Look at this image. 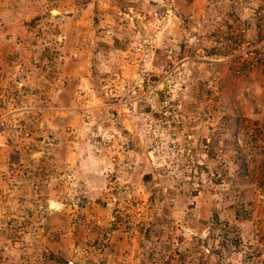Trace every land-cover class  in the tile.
Listing matches in <instances>:
<instances>
[{
  "label": "rangeland",
  "instance_id": "1",
  "mask_svg": "<svg viewBox=\"0 0 264 264\" xmlns=\"http://www.w3.org/2000/svg\"><path fill=\"white\" fill-rule=\"evenodd\" d=\"M241 1L0 0V264H264V0Z\"/></svg>",
  "mask_w": 264,
  "mask_h": 264
},
{
  "label": "trees",
  "instance_id": "2",
  "mask_svg": "<svg viewBox=\"0 0 264 264\" xmlns=\"http://www.w3.org/2000/svg\"><path fill=\"white\" fill-rule=\"evenodd\" d=\"M211 2H213V3H215V4H217L218 2H217V0H210ZM245 2V0H242L240 3H244ZM218 15H220V13L218 12L217 13ZM230 16V12H224V14H223V17L220 19L221 21H223V23L225 24L226 22H225V19H227L228 17ZM32 23V22H31ZM229 29H230V27H229V25L226 27V35H228L229 37H232L231 36V34L232 33H230V31H229ZM210 34H208V36H209ZM214 36V35H213ZM212 37V36H211ZM226 38H227V36H223L222 37V41L224 42L225 40H226ZM116 44H117V42L116 41H114ZM198 46V45H197ZM117 47V46H116ZM208 52H210L209 54H213L214 56H217V57H219L220 55H222L219 51H217L216 49H214V48H212V49H209L208 50ZM238 58V57H237ZM249 64V62H245V63H243L242 64V69H245V68H248V66H250V65H248ZM158 66L159 65H156L155 63H153L152 65H151V67L150 68H152V69H155V68H158ZM232 72L235 74L236 72L234 71V70H232ZM231 72V73H232ZM142 73H145V72H142ZM131 88H133L134 89V87H131ZM124 90V89H123ZM123 92H129L128 91V89H125ZM118 95V94H117ZM119 96H121V95H119ZM119 96H118V98H119ZM122 96L124 97L125 96V94H122ZM113 99H115V98H109V100L108 101H113ZM238 121H239V119H237V118H232L231 116H222L221 118H220V127L222 128L221 130L222 131H224L225 129H229V130H233L234 128V126L238 123ZM118 127H119V130H120V132H121V134L122 135H124V136H128V134H127V132H126V130L124 129V128H121V126L120 125H118V124H116ZM233 126V127H232ZM233 135H234V133H233ZM215 136H216V134L214 135V134H209L208 135V143H207V145H209V146H212L213 144H215L216 143V138H215ZM130 146L132 147V144H130ZM214 154H213V152H212V148L210 147V149H209V151H208V156L209 157H212ZM246 167H247V165H246V162H243V164H242V166L240 167L242 170H246ZM239 176H242V174H241V172H240V174H239ZM232 242V241H231ZM165 263V262H164ZM166 264V263H165Z\"/></svg>",
  "mask_w": 264,
  "mask_h": 264
},
{
  "label": "built area",
  "instance_id": "3",
  "mask_svg": "<svg viewBox=\"0 0 264 264\" xmlns=\"http://www.w3.org/2000/svg\"><path fill=\"white\" fill-rule=\"evenodd\" d=\"M168 1H172V0H168ZM118 87H119V89L122 91L123 90V88L125 87V80L124 79H120L119 80V84H118ZM0 125H1V122H0ZM145 205L147 206H149V203H145ZM163 262H165V260H163ZM162 264V263H161Z\"/></svg>",
  "mask_w": 264,
  "mask_h": 264
}]
</instances>
